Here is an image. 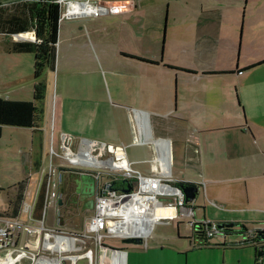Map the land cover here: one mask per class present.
<instances>
[{
  "label": "crops",
  "instance_id": "1",
  "mask_svg": "<svg viewBox=\"0 0 264 264\" xmlns=\"http://www.w3.org/2000/svg\"><path fill=\"white\" fill-rule=\"evenodd\" d=\"M233 1L235 9H231L233 12L228 18L208 20L203 24L199 20L181 24L182 35H176L172 29L170 36L167 35L165 49L164 40L162 42L160 54L154 38L153 51L136 49V43L146 41L142 40L145 35L138 31L128 29L126 35L119 32L111 42L109 35L96 38L88 30L87 21L139 17L142 14L139 3L136 6L128 4L116 15L60 20L57 70L69 66L76 73L86 72L98 78L105 71V75L107 72L112 78L117 96L116 100L76 97L68 104L62 105L59 101L58 109L57 103L49 105L46 87L44 100L38 104L40 115L34 132L41 139L45 138L43 121L50 116L52 130L58 136L68 133L75 139L125 147L128 161L144 174L150 173V166L144 165L155 157L156 145L163 152L162 164L169 166V147L164 139L193 146L196 161L189 156L184 165L187 162L196 174L188 179L181 178L198 189L196 200L187 205L193 210L192 220L235 225L229 234L202 244L195 234L198 224L193 228L190 218L179 217L164 223H173L175 229L180 230L177 235L155 233L156 225L148 238L147 249L125 245L121 248L124 256L117 257L119 264H255L257 248L238 243L243 238L241 226L247 231L264 228V0ZM248 5L243 23L237 12L243 6L246 10ZM204 12L217 15L221 9L201 10L200 14ZM63 22H69L66 25L71 30L69 39L62 32ZM81 23L83 27L76 30ZM25 34L30 37L8 40L35 39L32 32ZM129 41L134 44L127 47ZM5 52L6 47L1 45L0 53ZM117 56L118 62L114 61L112 66L109 59ZM142 59L160 64H149ZM168 121L179 126L170 128L166 125ZM144 136L147 141L140 142ZM159 139L166 142L160 141L161 148L156 141ZM133 145L144 147L145 154L151 155L130 159L127 149ZM36 163L40 171L41 160ZM43 171L45 169L41 171V183L45 179ZM25 178L29 182V177ZM70 186L68 177H62L61 201L63 190ZM199 195L203 196L200 202ZM83 205L82 202L79 206L85 210ZM92 213L93 209L90 217ZM185 225L188 230L181 232V226ZM39 264H59V261L50 259Z\"/></svg>",
  "mask_w": 264,
  "mask_h": 264
},
{
  "label": "rangeland",
  "instance_id": "2",
  "mask_svg": "<svg viewBox=\"0 0 264 264\" xmlns=\"http://www.w3.org/2000/svg\"><path fill=\"white\" fill-rule=\"evenodd\" d=\"M126 1L128 0H122L118 2L117 5H123ZM129 2L130 4L134 3L135 6L137 3H139V11L141 10L142 12L139 17H132L131 20L123 18L121 20L119 18L116 20H94L91 23L90 21H87L86 25L88 24V30L90 34L92 36H95L96 38L100 36L104 37V35H109L110 41L113 42V40L115 39L114 37L117 36L119 32L121 33L123 31V33H125L124 35H126L128 29H130L131 32L138 31V33L145 35L142 40L146 41L136 43V49L147 53L153 51L154 48L152 44H154V38L157 39L156 50L160 54L162 42L164 40L163 45L165 49L167 35L168 37L170 36V34L172 33V29L175 30L176 35H182L183 29L181 24H192L197 20H199L200 23L203 24L208 20H214L224 17L228 18L227 16L231 14L235 9V1L233 0H129ZM199 4L202 5L196 7ZM202 6L203 8L201 10L203 11H209L210 9L218 7L221 9V12H219L217 15H212L210 12H204V14H200L201 10L199 11V8ZM142 8H144L145 11H143ZM248 10L249 5L246 10L245 6H243V8L241 10L239 9L237 12V17L240 20L242 19L243 23L245 21V15L247 17ZM186 12H189L190 14L186 15ZM133 20L136 21V23H133ZM83 21L85 22V20H82V23ZM68 23L69 22L62 23V32L65 34L64 36L69 39V33L71 30L69 27L66 26L68 25ZM82 23L80 25L77 24L76 30H79L83 27ZM32 37L34 38L35 36L33 35ZM9 38L11 37L0 35V46L4 45V47H7V42H9ZM131 44L134 43H131V41H129V43H126V46L130 47ZM33 61L34 55L29 53H0V98L10 100L33 101L32 92L33 86L36 83V80L33 77ZM109 61L113 66L114 61L118 62V56L117 58L111 57ZM84 70L87 69L84 68ZM76 72L77 71L70 70L69 66L60 67L59 70H57L56 67L55 72H51L48 68L43 71L41 80L45 82V85L48 88L47 101H49V105H55L57 103L59 109V101H61L62 105L64 103L68 104V101L76 97H99L104 99L107 98L110 100L111 98H113L114 100H116V88L114 89L112 78H110V75L107 72L105 75L104 71L103 75L99 78L97 75H87L86 72ZM12 85L14 86L13 89L7 88V86ZM47 117V120L43 121L44 129H46L44 130L46 132V135L43 139H41L40 135L36 134L34 130L31 131L28 129L5 126L4 130L2 131V136L0 138V214H6L11 212V207H9V201L14 198L16 192L15 186L25 177H29V182L25 191L24 207L22 212L20 213L21 221H26V208H28V206H32L37 199L41 183V171L45 169V171H43V178H45L48 172V170H46L47 166H49V158L48 155H46V153H48V146L50 147V144H54V142H57L61 134L60 133L58 136V134L54 130H52V120L50 119V116ZM154 125L157 128V124L154 123ZM166 125H168L170 128L179 126V124L174 121H168ZM147 126L150 129L149 123H147ZM154 131L155 130H153V132ZM167 142L170 153L168 166L170 170L169 174L171 173L173 176H178L179 178L181 177L182 180L186 178L188 179L190 175H195L196 173H192V170L187 162L184 165L185 161L189 160V156H191L193 162L196 161L197 154L195 152V148L193 146L187 147L181 142H172V144L171 141ZM158 146L159 148H161L160 141H158ZM127 153L130 159H133L134 156H136V158H143L145 155H151V153L145 154L144 147L136 145L129 147L127 149ZM160 153L162 159L163 152L161 149ZM38 159L41 160L42 169L40 171L38 164L36 163ZM52 164H54L53 167L56 168L55 171L58 172V170L61 169L56 166L57 160H53ZM148 166L149 164L144 165V167L147 168ZM36 170H38L39 172H36ZM63 177L65 179L68 176L67 174H65ZM198 197V201H202L203 196L199 195ZM90 215L91 210H83L80 206L75 210L64 211L63 209H60L58 205H54L53 207H48L46 209L45 225L49 228L54 229L57 232H63L71 236H79V234L84 231L85 224L90 218ZM191 220L190 222L193 223ZM173 226V223L169 225H157L155 233H161L165 236L177 235L180 230L178 232V230L175 229V226L174 228ZM185 226H181V232L188 230L186 229L187 226ZM198 227L199 226H197V228ZM24 239L25 238L21 235L16 237L17 245L21 246ZM104 243L105 246L112 247L114 249H121L125 246V244H123L121 240H115L111 238L105 239ZM77 246L80 250L77 252H72L70 254H53L50 251L45 252L41 251L40 249L37 250L38 253L36 254L37 251H35V249L33 248L27 249L26 253L30 257L32 256V254H35V256L40 259L42 257H47L50 259H62L61 264H71V260L68 259L69 256H82L88 249L93 247L91 242L88 240H86L85 242H77ZM0 257H4V253H0ZM98 259L99 258L97 256V263ZM7 261L5 260V262L2 264L12 263L9 259ZM30 262L31 261L29 259L25 258L21 264H30ZM78 264H86V261L80 260Z\"/></svg>",
  "mask_w": 264,
  "mask_h": 264
},
{
  "label": "built area",
  "instance_id": "3",
  "mask_svg": "<svg viewBox=\"0 0 264 264\" xmlns=\"http://www.w3.org/2000/svg\"><path fill=\"white\" fill-rule=\"evenodd\" d=\"M120 1L122 0H55L61 7L60 20L120 14L130 4L128 0L123 5H117ZM146 141L145 136L140 138V142ZM47 155L49 166L44 179L46 191L43 217L41 220L34 219V205L26 208V221H21L19 216L16 218L0 216V253H4V257H0L1 263L9 259L12 264H21L27 258L31 261L30 264H39L48 258L40 259L32 253L30 257L26 250L33 248L35 251L39 249L49 251L50 245L47 246V244H53L51 246L54 247L55 237H59L76 242L75 249L63 253L79 251L77 242L80 241L88 240L93 246L82 256H69L71 264H78L80 260L86 261V264H119L117 257L124 256V249L105 246V239L121 240L123 244L128 239L139 240V245H125L142 247L146 250L148 238L156 225L168 223L179 217L193 219V210L187 207L180 188L174 185L178 182L177 180H181V177L168 173L167 163L162 164L159 160L157 146L156 155L149 162V174L134 168L125 156V147H113L92 139H75L68 133H61L58 142L48 146ZM53 160H57L56 166L61 168L58 172L53 167ZM68 173L90 174L96 180L93 214L79 236L57 232L45 225L46 209L58 205L61 198L62 177ZM114 182H122L123 185L117 188L113 186ZM23 207L24 203L20 213ZM155 211L170 213L155 216ZM192 222H190L191 227L194 228L195 224L199 226L197 230L201 231L199 237L202 244H207V241L223 234V230L218 228L216 223L193 220ZM19 235L25 238L21 246H18L16 241ZM262 235H264V228L247 231L241 235L243 238L238 244L253 245L257 249L263 246L264 251V241L260 239ZM59 260L62 261V259ZM255 264H264V254L257 256Z\"/></svg>",
  "mask_w": 264,
  "mask_h": 264
},
{
  "label": "trees",
  "instance_id": "4",
  "mask_svg": "<svg viewBox=\"0 0 264 264\" xmlns=\"http://www.w3.org/2000/svg\"><path fill=\"white\" fill-rule=\"evenodd\" d=\"M60 14L61 7L55 0H0V35L12 37L32 32L35 36L34 41L7 42L6 52L10 54H33V77L36 80L33 86V101H14L0 98V138L5 126L33 130L37 128L40 115L38 104L44 100L46 91V85L41 80V76L46 68L51 72H55L56 69ZM142 61L154 65L160 64L144 59ZM27 184L28 178H24L15 186L14 198L9 201L11 212L0 214V216L7 215L13 218L19 216ZM122 185V182L113 183V186L117 188ZM174 185L179 188L193 186V184L183 181L175 182ZM45 191L46 183L42 181L33 211V217L36 220H41L44 214ZM71 193H73L71 186L63 190V201L60 209L70 211L79 207L71 201ZM222 230L223 234H229L234 231V228ZM240 230L241 235L247 233L244 226H241ZM199 233L201 231L196 229L195 234L198 237Z\"/></svg>",
  "mask_w": 264,
  "mask_h": 264
},
{
  "label": "water",
  "instance_id": "5",
  "mask_svg": "<svg viewBox=\"0 0 264 264\" xmlns=\"http://www.w3.org/2000/svg\"><path fill=\"white\" fill-rule=\"evenodd\" d=\"M22 34L15 35L14 37L17 40H24L23 37H21ZM33 39L32 41H34ZM161 140V139H159ZM165 141H171L174 143H178L176 140H168L164 139ZM156 145V143H154ZM157 146V145H156ZM76 184V191L78 194H80V199L83 201V208L85 210H92L94 207V196L96 192V180L94 177L90 174H81L78 176V178L75 180ZM129 187L131 188V184H129ZM129 188V189H130ZM182 194L184 195L185 202L186 203H192L196 200V196L198 193V189L196 186H187L180 188ZM62 201L59 199L58 205H61ZM218 228L224 229V228H232L233 225L229 223H219L216 224ZM261 241H264V235L260 237ZM125 244H136L139 245L140 241L139 240H133V239H128L124 241ZM258 254L257 256H262L264 254L263 251V246H259L258 249Z\"/></svg>",
  "mask_w": 264,
  "mask_h": 264
},
{
  "label": "bare ground",
  "instance_id": "6",
  "mask_svg": "<svg viewBox=\"0 0 264 264\" xmlns=\"http://www.w3.org/2000/svg\"><path fill=\"white\" fill-rule=\"evenodd\" d=\"M21 37H27L28 38V35L24 34V35H21ZM156 141H162V140H156ZM162 142L166 143L165 141H162ZM158 151H159V160L161 161L160 150L158 149ZM169 213H170L169 211H155L154 215L155 216H162V215H168ZM55 239H56V244H54V247L51 246L53 244H47V246L50 245V247H48L49 248L48 250L51 251L53 254L54 253H57V254L63 253V252H67L68 250L75 249L74 246H75L76 242L74 240L66 239V238H59V237H55ZM46 260H50V258H48ZM57 260L59 261V264H61L60 260L59 259H57ZM72 260H75V258H72ZM0 264H2V263L0 262Z\"/></svg>",
  "mask_w": 264,
  "mask_h": 264
},
{
  "label": "flooded vegetation",
  "instance_id": "7",
  "mask_svg": "<svg viewBox=\"0 0 264 264\" xmlns=\"http://www.w3.org/2000/svg\"><path fill=\"white\" fill-rule=\"evenodd\" d=\"M68 179H69V182H70V185L73 189V193H71V201L75 203V205L79 206L82 202H81V199H80V194L77 193L76 191V187H75V180L78 178V174H72V173H68ZM96 194V192H95ZM95 198V196H94ZM93 198V199H94Z\"/></svg>",
  "mask_w": 264,
  "mask_h": 264
}]
</instances>
